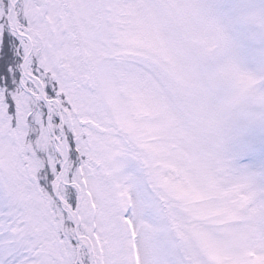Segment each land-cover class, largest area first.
Wrapping results in <instances>:
<instances>
[{
	"label": "snow or ice",
	"instance_id": "6c2138e0",
	"mask_svg": "<svg viewBox=\"0 0 264 264\" xmlns=\"http://www.w3.org/2000/svg\"><path fill=\"white\" fill-rule=\"evenodd\" d=\"M0 264H264V0H0Z\"/></svg>",
	"mask_w": 264,
	"mask_h": 264
}]
</instances>
